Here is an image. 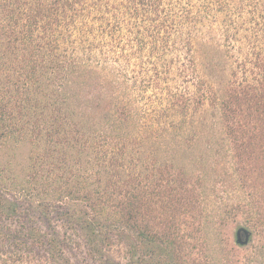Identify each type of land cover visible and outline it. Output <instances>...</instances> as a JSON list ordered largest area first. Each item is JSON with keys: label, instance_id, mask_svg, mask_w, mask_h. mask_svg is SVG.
<instances>
[{"label": "trees", "instance_id": "obj_1", "mask_svg": "<svg viewBox=\"0 0 264 264\" xmlns=\"http://www.w3.org/2000/svg\"><path fill=\"white\" fill-rule=\"evenodd\" d=\"M239 216L264 264V0H0V264H251Z\"/></svg>", "mask_w": 264, "mask_h": 264}, {"label": "rangeland", "instance_id": "obj_2", "mask_svg": "<svg viewBox=\"0 0 264 264\" xmlns=\"http://www.w3.org/2000/svg\"><path fill=\"white\" fill-rule=\"evenodd\" d=\"M28 153V147L27 146H22L19 149V155H18V160L22 162V159L24 160L25 156ZM226 196L231 197L232 199L238 198V197H243V198H249V194L247 191L242 192L240 189H238V187L236 188V186H231L230 189H228V192L225 193ZM242 220L243 217L239 216L237 218V222L233 223L230 225V227L228 228V237L230 239L231 244L235 247L236 250H238V252L242 255H245L244 257L249 258L251 261V264H260L259 261L257 260V248L260 246L261 242H257V240H255L254 242H250V244L247 246V250H245L244 248L242 249V245L240 243L237 242V236H236V232L239 226H241L242 224ZM252 225L254 226V228H257V221L256 219H253L252 221ZM217 229L214 228V230L212 231L215 236L216 233L218 234V231H216ZM213 235V237H214ZM220 238V236H219ZM259 238V237H258Z\"/></svg>", "mask_w": 264, "mask_h": 264}, {"label": "water", "instance_id": "obj_3", "mask_svg": "<svg viewBox=\"0 0 264 264\" xmlns=\"http://www.w3.org/2000/svg\"><path fill=\"white\" fill-rule=\"evenodd\" d=\"M236 236L237 242L244 245L248 242L250 234L246 228L241 227L237 229Z\"/></svg>", "mask_w": 264, "mask_h": 264}]
</instances>
